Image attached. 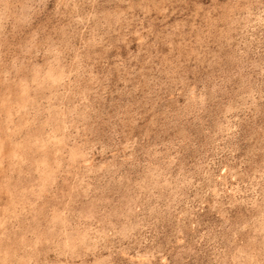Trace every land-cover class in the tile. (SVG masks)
<instances>
[{
  "label": "rangeland",
  "instance_id": "rangeland-1",
  "mask_svg": "<svg viewBox=\"0 0 264 264\" xmlns=\"http://www.w3.org/2000/svg\"><path fill=\"white\" fill-rule=\"evenodd\" d=\"M0 264H264V0H0Z\"/></svg>",
  "mask_w": 264,
  "mask_h": 264
}]
</instances>
